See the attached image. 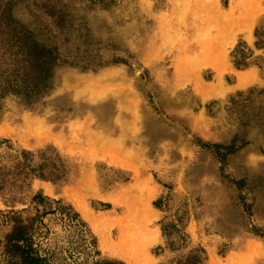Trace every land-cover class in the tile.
Listing matches in <instances>:
<instances>
[{
  "label": "rangeland",
  "instance_id": "374dc122",
  "mask_svg": "<svg viewBox=\"0 0 264 264\" xmlns=\"http://www.w3.org/2000/svg\"><path fill=\"white\" fill-rule=\"evenodd\" d=\"M23 226L51 264H264V0H0V264Z\"/></svg>",
  "mask_w": 264,
  "mask_h": 264
},
{
  "label": "trees",
  "instance_id": "16d2710c",
  "mask_svg": "<svg viewBox=\"0 0 264 264\" xmlns=\"http://www.w3.org/2000/svg\"><path fill=\"white\" fill-rule=\"evenodd\" d=\"M23 46H26V51L23 52L22 59L18 62L14 68L13 76L17 83H14L9 76L7 78L5 90H17L21 93L20 88L26 90V97H33L34 93L47 86V81L50 77V72L59 58L55 56L54 52L44 47H38L35 42L29 41L28 39L23 40ZM21 80V84L19 82ZM27 226L15 228L11 235V245L8 248L7 253H13L18 256L22 264H51L48 257H41L39 252L31 247V238L27 233ZM76 251V250H75ZM69 256L73 258V254L70 249L67 251ZM57 258V257H56ZM65 260V259H64ZM77 258L73 262L62 263V264H77ZM76 262V263H75ZM55 264V263H53ZM94 264H123L118 261L103 259L96 261Z\"/></svg>",
  "mask_w": 264,
  "mask_h": 264
},
{
  "label": "bare ground",
  "instance_id": "6f19581e",
  "mask_svg": "<svg viewBox=\"0 0 264 264\" xmlns=\"http://www.w3.org/2000/svg\"><path fill=\"white\" fill-rule=\"evenodd\" d=\"M251 27V26H250ZM105 75V74H104ZM109 75V74H108ZM106 76V75H105ZM102 77H104V76H102ZM101 77V78H102ZM239 79H240V83H242V84H240V86L242 85H246L245 83H243V78H242V75L240 74V76H239ZM98 80L96 79V81L95 82H97ZM85 179H86V177H85ZM88 179H90L89 177H88ZM73 202L76 200L75 199V197H73ZM78 200V199H77ZM76 200V201H77ZM80 202V201H79ZM78 201H77V204L79 203ZM82 203V202H81ZM76 204V205H77ZM80 205V204H79ZM83 207H84V205H82ZM78 207V206H77ZM82 207V208H83ZM81 207L79 206V208L78 209H80ZM85 209V208H84ZM82 209H80V211H81ZM82 213H84V210L83 211H81ZM88 214V213H87ZM86 217H87V215H86ZM93 223V222H92ZM97 224V221H95V225ZM99 224V223H98ZM92 225V224H91ZM123 225V224H122ZM123 227H124V225H123ZM122 227V229H124ZM127 227V226H126ZM129 227H131V226H129L128 225V228ZM133 228H134V225L132 226ZM92 228L94 229V228H97V226L95 227V226H92ZM120 228H121V226H120ZM122 229H120L121 230V232H124ZM129 230H131L130 228H129ZM129 230H127V231H129ZM94 231H95V229H94ZM99 231H100V229H99ZM102 231V230H101ZM126 231V232H127ZM132 232V231H131ZM101 234V233H100ZM121 234V233H120ZM123 234V233H122ZM125 234V233H124ZM105 235V234H104ZM107 236V235H106ZM131 236H133L134 237V239H135V242H132V243H134V244H131V245H129L130 244V242H129V244H127V241L130 239L129 237H122V235H121V238L119 239L120 241H119V243H117V244H115L114 245V250L118 253V254H120V255H122V256H125V257H127V261H128V263L129 264H133L134 262L135 263H137V264H152V259L150 258V257H148V258H150L149 260L151 261H149V260H147V259H145V260H143L142 258H143V256H144V254L145 255H147V251H146V253L145 252H140L141 250L143 251V250H145V249H142V247H141V245H142V242H141V245H137V243H138V241H139V234H137V233H135V232H132V235ZM105 237V236H104ZM154 237V236H153ZM102 238V237H101ZM101 238H100V240H101ZM143 238V237H142ZM142 238H141V240H142ZM149 238V237H148ZM144 239H145V236H144ZM146 240V239H145ZM115 243V242H114ZM107 245V244H106ZM146 245V244H145ZM143 247H144V244H143ZM140 250V251H139ZM137 251H139V253H142V260L140 261L139 260V258H138V260L140 261H138L136 258L137 257H140V256H136L137 255V253L136 252ZM114 252V251H113ZM138 253V254H139ZM141 255V254H140ZM147 256H149V254L147 255ZM147 256H146V258H147ZM145 257V256H144ZM213 260V259H212ZM212 263V261L210 262V264Z\"/></svg>",
  "mask_w": 264,
  "mask_h": 264
}]
</instances>
